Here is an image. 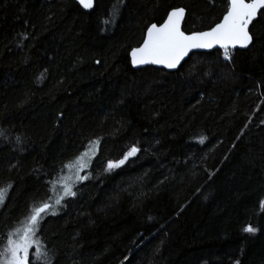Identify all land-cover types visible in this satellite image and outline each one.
<instances>
[{"label":"trees","instance_id":"1","mask_svg":"<svg viewBox=\"0 0 264 264\" xmlns=\"http://www.w3.org/2000/svg\"><path fill=\"white\" fill-rule=\"evenodd\" d=\"M176 8L192 33L227 3L0 0V253L90 153L28 264H264V16L229 59L134 70L131 50Z\"/></svg>","mask_w":264,"mask_h":264},{"label":"snow or ice","instance_id":"2","mask_svg":"<svg viewBox=\"0 0 264 264\" xmlns=\"http://www.w3.org/2000/svg\"><path fill=\"white\" fill-rule=\"evenodd\" d=\"M84 9L93 6V0H78ZM227 8L222 20L208 31L186 34L182 30L185 17L184 8H176L167 13V18L157 25L151 24L142 46L132 49L131 63L134 67L140 65H162L166 69H176L188 54L194 49H213L219 47L224 50V58L229 59V49L248 48L253 43L251 27L259 16H264V0H226ZM27 39V37H25ZM99 63V61H97ZM2 135V134H0ZM19 139V138H17ZM203 142V139L201 140ZM138 151L133 147L124 159L108 162L107 169L119 168L129 156ZM64 195L59 196L55 203L59 205L65 196H75L68 184L62 185ZM6 197V189H0V202ZM264 208V201L260 202ZM52 206L45 202L34 207L23 229H17L13 235L18 239H8V246L0 253V264H28L29 249L33 245V237L39 228L41 214L47 213ZM50 214L55 215V211ZM245 232L255 234L256 229L247 226ZM38 243V242H37ZM39 246V245H38ZM45 264H50L46 253Z\"/></svg>","mask_w":264,"mask_h":264},{"label":"rangeland","instance_id":"3","mask_svg":"<svg viewBox=\"0 0 264 264\" xmlns=\"http://www.w3.org/2000/svg\"><path fill=\"white\" fill-rule=\"evenodd\" d=\"M92 156H90V153L88 155H86V158L84 159H80L78 160V162H76L74 165H71L67 168L66 172L59 178H57L53 185H52V196L49 199V201L47 203H49L52 207L48 210L47 213H42L41 216L42 218L46 215L53 211L56 212L57 210V204L55 203L56 199L61 196L64 195V190L62 185L63 184H68L73 191V187L77 182H80L82 180H84V171L87 168L86 165H88L90 159ZM68 197V196H65ZM60 205V204H59ZM32 214V212L29 214V216L25 219V221H23L19 226H17L15 229L12 230V232L10 233L9 237H11L13 240L18 239V236L13 235L14 233H16L17 229H23L26 224L28 223V218L30 217V215ZM37 234V232H36ZM36 234L33 237V245L32 247L29 249V255H28V259L29 256L31 254V252L33 251V255L36 256V254H39L40 252V245L38 246V240L36 238ZM9 239V238H8ZM8 246V240L6 242V244L2 247L1 249V253L3 252V250Z\"/></svg>","mask_w":264,"mask_h":264},{"label":"water","instance_id":"4","mask_svg":"<svg viewBox=\"0 0 264 264\" xmlns=\"http://www.w3.org/2000/svg\"><path fill=\"white\" fill-rule=\"evenodd\" d=\"M77 3H78V0H75ZM226 1V0H225ZM79 4V3H78ZM80 5V4H79ZM93 5H94V0H93ZM81 6V5H80ZM82 7V6H81ZM83 8V7H82ZM84 9V8H83ZM85 10H87V9H85ZM172 11V10H171ZM262 11V10H261ZM166 18H167V16H166ZM165 18V19H166ZM185 18H186V10H185V17H184V21H185ZM223 18V17H222ZM222 18H221V20H222ZM220 20V21H221ZM184 21L182 22V28H183V23H184ZM151 26V25H150ZM150 26H148V28L150 27ZM215 26V25H214ZM213 26V27H214ZM147 28V29H148ZM147 29H146V31H145V33H144V38H143V40H142V42H141V44L138 46V47H140V46H142V44H143V42H144V39L146 38V35H147ZM211 29V28H210ZM210 29H208V30H210ZM183 30V29H182ZM208 30H205V31H208ZM186 33V32H185ZM193 33V32H192ZM186 34H191V33H186ZM252 44H250L249 45V47L251 46ZM248 47V48H249ZM137 48V47H136ZM248 48H240V47H236V48H234V49H232V48H230L228 51H234V50H247ZM217 50H222V51H224L223 49H220L219 47H216V48H213V49H194L193 51H191L189 54H188V56H186L185 58H184V60L183 61H181V63H180V65H178V67L176 68V69H166V68H164L162 65H140V66H136V67H134L133 65H132V63H131V52H130V54H129V57H130V63H131V66H132V68L134 69V70H138V69H143V68H147V67H151V68H155V69H159V70H164V71H166V72H168V73H173V72H176L179 68H180V66L192 55V54H196V53H210V52H213V51H217ZM132 51V50H131Z\"/></svg>","mask_w":264,"mask_h":264},{"label":"built area","instance_id":"5","mask_svg":"<svg viewBox=\"0 0 264 264\" xmlns=\"http://www.w3.org/2000/svg\"><path fill=\"white\" fill-rule=\"evenodd\" d=\"M222 58L225 59V58H224V54L222 55Z\"/></svg>","mask_w":264,"mask_h":264},{"label":"flooded vegetation","instance_id":"6","mask_svg":"<svg viewBox=\"0 0 264 264\" xmlns=\"http://www.w3.org/2000/svg\"><path fill=\"white\" fill-rule=\"evenodd\" d=\"M223 17V16H222Z\"/></svg>","mask_w":264,"mask_h":264}]
</instances>
